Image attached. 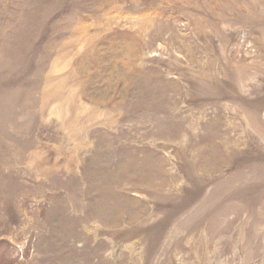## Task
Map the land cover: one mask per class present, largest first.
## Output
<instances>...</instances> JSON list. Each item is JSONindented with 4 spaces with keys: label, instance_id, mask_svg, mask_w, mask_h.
<instances>
[{
    "label": "rangeland",
    "instance_id": "obj_1",
    "mask_svg": "<svg viewBox=\"0 0 264 264\" xmlns=\"http://www.w3.org/2000/svg\"><path fill=\"white\" fill-rule=\"evenodd\" d=\"M0 264H264V0H0Z\"/></svg>",
    "mask_w": 264,
    "mask_h": 264
}]
</instances>
